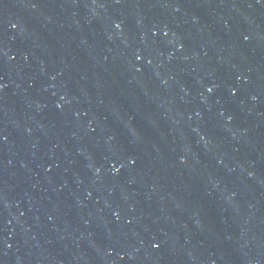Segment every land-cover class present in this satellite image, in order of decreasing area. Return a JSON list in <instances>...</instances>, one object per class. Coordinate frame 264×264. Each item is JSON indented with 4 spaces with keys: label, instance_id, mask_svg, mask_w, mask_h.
Instances as JSON below:
<instances>
[{
    "label": "water",
    "instance_id": "water-1",
    "mask_svg": "<svg viewBox=\"0 0 264 264\" xmlns=\"http://www.w3.org/2000/svg\"><path fill=\"white\" fill-rule=\"evenodd\" d=\"M0 264H264V0H0Z\"/></svg>",
    "mask_w": 264,
    "mask_h": 264
}]
</instances>
